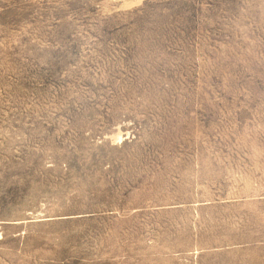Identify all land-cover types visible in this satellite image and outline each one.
I'll return each instance as SVG.
<instances>
[{
	"label": "rangeland",
	"instance_id": "rangeland-1",
	"mask_svg": "<svg viewBox=\"0 0 264 264\" xmlns=\"http://www.w3.org/2000/svg\"><path fill=\"white\" fill-rule=\"evenodd\" d=\"M0 264H264V0H0Z\"/></svg>",
	"mask_w": 264,
	"mask_h": 264
}]
</instances>
